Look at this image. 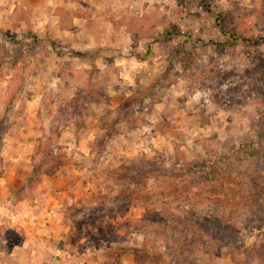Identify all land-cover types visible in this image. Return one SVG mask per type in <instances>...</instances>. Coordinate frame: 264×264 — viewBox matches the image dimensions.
<instances>
[{
	"label": "rangeland",
	"instance_id": "rangeland-1",
	"mask_svg": "<svg viewBox=\"0 0 264 264\" xmlns=\"http://www.w3.org/2000/svg\"><path fill=\"white\" fill-rule=\"evenodd\" d=\"M52 176L43 264H264V0H0V252Z\"/></svg>",
	"mask_w": 264,
	"mask_h": 264
},
{
	"label": "crops",
	"instance_id": "crops-1",
	"mask_svg": "<svg viewBox=\"0 0 264 264\" xmlns=\"http://www.w3.org/2000/svg\"><path fill=\"white\" fill-rule=\"evenodd\" d=\"M99 1V0H95ZM102 4H95L94 6L96 8L100 7ZM105 9V6H104ZM85 20L82 17H73L71 21V27L74 31L73 36H85L88 33H91V30L87 29V27L84 25ZM69 28V29H70ZM66 30V29H62ZM67 33V32H66ZM69 33V32H68ZM64 181L66 179L64 177H48V179L43 181V185L39 186L38 190V197L36 206H31L29 204H26L27 209H25L24 202L19 203L22 205V209L18 208V210H21V215L28 218L27 223H20V226L16 228L17 233L19 234L20 240L19 242L14 245L10 250H6L5 252H0V264H43L44 263V257L46 256L45 252L42 251L43 248L46 247L47 239H45L48 235H46L48 232L44 231L42 228L35 227V229L32 231V228H28L26 225H32V226H43L47 227L48 229L52 230V228L58 229L62 228L64 229V225L62 224V221H60L59 218V211L57 210L56 206L58 204V197H52L45 199L43 198L46 194H48L51 191H54L55 189H59V187L64 186ZM45 194V195H44ZM1 210V207H0ZM39 214V215H38ZM47 216L48 218H55L56 221L53 223V221L46 219V221H39L41 219L40 217ZM18 216H12V220H17ZM34 220L36 221L34 223ZM58 220L61 223V225L58 224ZM44 222V223H43ZM29 223V224H28ZM26 226V227H25ZM53 226V227H52ZM50 230H48L50 232ZM44 231V233H42ZM45 236V238H43ZM51 237V236H50ZM55 237H60L57 233ZM52 247L56 248L54 244H52Z\"/></svg>",
	"mask_w": 264,
	"mask_h": 264
},
{
	"label": "trees",
	"instance_id": "trees-1",
	"mask_svg": "<svg viewBox=\"0 0 264 264\" xmlns=\"http://www.w3.org/2000/svg\"><path fill=\"white\" fill-rule=\"evenodd\" d=\"M169 35L170 34L166 32L165 34H163V37L166 38ZM228 44L230 45L232 43L228 42ZM149 51L150 50L147 48L146 53H148ZM63 165H64L63 156L59 155L57 160H55V163L52 166V168H50V170L47 171V175H53L55 172L59 171ZM226 222L216 217L205 216L201 218H196L194 216H188V215L184 216L182 220V229L176 231L178 232V236L175 238L173 243L174 254L177 256L178 252L180 251V248L188 244L189 239L198 230L202 229L206 232L209 230H217V229L220 230L225 228ZM183 264H195V263L193 261L191 262L188 260H184Z\"/></svg>",
	"mask_w": 264,
	"mask_h": 264
}]
</instances>
